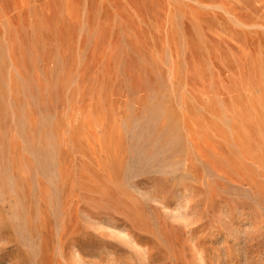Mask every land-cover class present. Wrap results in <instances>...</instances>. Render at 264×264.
<instances>
[{"label":"rangeland","instance_id":"obj_1","mask_svg":"<svg viewBox=\"0 0 264 264\" xmlns=\"http://www.w3.org/2000/svg\"><path fill=\"white\" fill-rule=\"evenodd\" d=\"M125 263L264 264V0H0V264Z\"/></svg>","mask_w":264,"mask_h":264},{"label":"bare ground","instance_id":"obj_2","mask_svg":"<svg viewBox=\"0 0 264 264\" xmlns=\"http://www.w3.org/2000/svg\"><path fill=\"white\" fill-rule=\"evenodd\" d=\"M223 9V8H222ZM241 9V8H240ZM262 11V10H261ZM223 14V13H222ZM224 17V16H223ZM261 18V17H260ZM258 35V34H257ZM139 217V216H138ZM73 226V225H72ZM80 230V229H79ZM79 232V231H78ZM67 233V232H66ZM146 245V244H145ZM128 250V249H127ZM119 251V250H118ZM144 252V251H143ZM123 255V254H122ZM129 255V254H128ZM126 256V255H125ZM144 257V256H143ZM135 260V259H134ZM143 260V259H142ZM146 260V259H145ZM151 260V259H150ZM132 261V260H131ZM144 261V260H143ZM130 262V261H129ZM146 262V261H145ZM133 263V262H132ZM127 264V263H125Z\"/></svg>","mask_w":264,"mask_h":264}]
</instances>
